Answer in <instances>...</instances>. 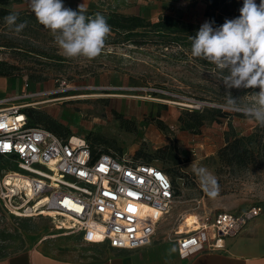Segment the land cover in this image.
<instances>
[{
	"label": "rangeland",
	"instance_id": "374dc122",
	"mask_svg": "<svg viewBox=\"0 0 264 264\" xmlns=\"http://www.w3.org/2000/svg\"><path fill=\"white\" fill-rule=\"evenodd\" d=\"M62 2L71 9L83 3L88 12L136 15L152 22L164 15L196 25L207 21L206 5L193 0ZM6 8L18 15L17 23L33 13L29 0H12ZM138 39L142 45L110 31L97 57L68 58L45 27L27 23L17 34L0 20V61L12 67L10 76H0V99L11 97L4 107L15 104L50 116L68 136L86 139L94 151L161 168L174 185L175 200L160 232L169 228L174 235L198 223L200 214L228 207L236 213L256 205L264 208V127L226 107L227 93L212 71L214 65L192 57L191 49L158 44L152 35ZM231 91L242 105L255 92ZM214 110L224 116L210 112ZM187 111H198L207 120L197 130L184 129L179 118L190 119ZM242 137L252 139L256 163L223 161L219 153L227 141ZM193 167H205L215 176L214 197L203 190ZM46 229L55 230L49 216L16 217L0 205V259L23 250L30 234ZM59 237L66 247L83 244L78 237Z\"/></svg>",
	"mask_w": 264,
	"mask_h": 264
},
{
	"label": "built area",
	"instance_id": "2783aa9c",
	"mask_svg": "<svg viewBox=\"0 0 264 264\" xmlns=\"http://www.w3.org/2000/svg\"><path fill=\"white\" fill-rule=\"evenodd\" d=\"M9 102L0 99V205L7 213L50 211L54 229L77 234L87 245H147L175 200L169 176L152 164L94 152L84 138L32 126L21 106L4 107ZM263 211L256 205L241 213L200 214L185 233H174L181 257L225 250L226 239Z\"/></svg>",
	"mask_w": 264,
	"mask_h": 264
},
{
	"label": "clouds",
	"instance_id": "9594fccd",
	"mask_svg": "<svg viewBox=\"0 0 264 264\" xmlns=\"http://www.w3.org/2000/svg\"><path fill=\"white\" fill-rule=\"evenodd\" d=\"M31 11L38 22L50 30L55 43L68 58L92 59L101 54L110 26L105 17L96 13L85 15L82 4L78 10L65 7L62 0H29ZM240 15L226 19L219 27L205 21L191 40V56L214 65L227 93L226 107L254 120L264 127V0H243ZM18 15L10 13L6 24L19 34L27 26L17 23ZM14 26V27H13ZM232 89L252 90L250 103H238ZM258 89V91H256ZM203 190L211 197L217 194V180L205 167H193Z\"/></svg>",
	"mask_w": 264,
	"mask_h": 264
},
{
	"label": "crops",
	"instance_id": "0c3cea01",
	"mask_svg": "<svg viewBox=\"0 0 264 264\" xmlns=\"http://www.w3.org/2000/svg\"><path fill=\"white\" fill-rule=\"evenodd\" d=\"M214 209L217 210V207ZM226 210L238 212L232 207ZM193 225L185 226L184 230L178 229V233H185ZM55 230L30 234L25 248L0 259V264H264V211L259 217L251 219L241 234L227 238L225 250L204 251L188 258L181 257L172 230L168 228L160 232L159 225L147 245L133 250L83 242L77 248L66 247L60 243L64 240L59 237L62 234L81 238L74 233Z\"/></svg>",
	"mask_w": 264,
	"mask_h": 264
},
{
	"label": "trees",
	"instance_id": "16d2710c",
	"mask_svg": "<svg viewBox=\"0 0 264 264\" xmlns=\"http://www.w3.org/2000/svg\"><path fill=\"white\" fill-rule=\"evenodd\" d=\"M194 2H203L206 5L205 18L207 21H214L213 27L221 26L226 19H234L240 15V8L243 2L239 0H193ZM257 4L260 0H255ZM12 0H0V20L5 19L10 13L9 10ZM72 10H78L73 8ZM98 12H85L87 17L94 18L95 14ZM102 14L107 23L110 26L111 32L124 36V39L131 41L136 45H142L143 41L141 38H146L152 35L157 38L158 44H162L165 47H170L173 44L179 45L184 49H191V40L189 37H194L201 25H196L184 21L180 17H174L170 15H164L158 19L156 22H152L146 18L136 15H123L120 13H100ZM26 23L29 26L38 25L39 27H44L41 25L35 14L30 13L26 16ZM11 47V46H8ZM10 67L6 62L0 61V76H10L12 73ZM212 113L222 115L221 110L210 111ZM24 113L27 115L32 126H41L58 136H68L69 131H67L61 124L56 122L50 116L38 112L34 109H26ZM186 115H190V119H186L185 116H180L179 121L182 123L184 129L197 130L203 126L207 117L198 111H187ZM236 115L246 117L242 113H237ZM253 142L250 137L235 138L233 140H228L225 147L220 150V158L229 164H238L247 166L249 164L256 163L255 151L253 149ZM258 148V146H257ZM97 152V151H94ZM102 152V151H99ZM105 153V152H103ZM149 164V163H148ZM170 173V170L166 171Z\"/></svg>",
	"mask_w": 264,
	"mask_h": 264
},
{
	"label": "bare ground",
	"instance_id": "6f19581e",
	"mask_svg": "<svg viewBox=\"0 0 264 264\" xmlns=\"http://www.w3.org/2000/svg\"><path fill=\"white\" fill-rule=\"evenodd\" d=\"M43 203H45V201H43V202H40V204L38 205V207L40 208L42 205H43ZM170 212V210L167 212V214ZM46 215H52V212H50V211H48V212H46ZM191 220V219H190ZM196 221V220H195ZM189 223V222H188ZM194 224H197V223H194ZM182 229V228H181Z\"/></svg>",
	"mask_w": 264,
	"mask_h": 264
}]
</instances>
